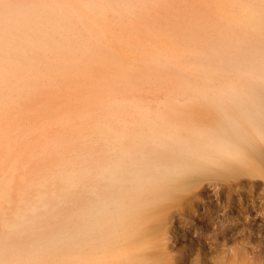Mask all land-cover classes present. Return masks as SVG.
Returning a JSON list of instances; mask_svg holds the SVG:
<instances>
[{
    "label": "bare ground",
    "instance_id": "6f19581e",
    "mask_svg": "<svg viewBox=\"0 0 264 264\" xmlns=\"http://www.w3.org/2000/svg\"><path fill=\"white\" fill-rule=\"evenodd\" d=\"M0 264H264V0H0Z\"/></svg>",
    "mask_w": 264,
    "mask_h": 264
},
{
    "label": "rangeland",
    "instance_id": "374dc122",
    "mask_svg": "<svg viewBox=\"0 0 264 264\" xmlns=\"http://www.w3.org/2000/svg\"><path fill=\"white\" fill-rule=\"evenodd\" d=\"M194 243H195V242H194ZM173 246H174V250H177V251H178L179 248H181V245H180V244L177 245V246H176L175 244H173ZM170 248H172V247H170Z\"/></svg>",
    "mask_w": 264,
    "mask_h": 264
}]
</instances>
